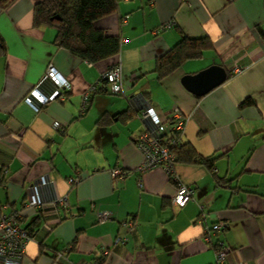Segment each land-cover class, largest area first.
<instances>
[{"label": "crops", "instance_id": "crops-1", "mask_svg": "<svg viewBox=\"0 0 264 264\" xmlns=\"http://www.w3.org/2000/svg\"><path fill=\"white\" fill-rule=\"evenodd\" d=\"M42 1L0 6L3 213L24 208L41 177L50 181L41 188L43 209L24 210L33 236L23 264H215L216 238L207 242L205 232L217 221L228 225L226 264H264V0H119L118 11L96 26L120 36L122 50L96 64L58 46L55 28L34 27ZM171 21L177 26L160 30ZM183 35L208 37L213 49L159 79L157 57ZM118 64L123 93L114 95L101 79ZM49 65L71 90L35 112L25 99ZM214 65L229 74L223 85L204 97L183 86L186 75ZM41 90L55 88L46 82ZM248 98L253 104L242 107ZM147 105L162 117L179 108L184 142L215 159L216 175L205 165H176L178 181L194 192L184 208L173 205L177 187L163 169L139 170L144 156L134 138ZM71 178L80 181L71 185ZM58 197H67L68 209L55 205ZM100 212L111 219L100 222ZM119 237L127 241L116 245Z\"/></svg>", "mask_w": 264, "mask_h": 264}, {"label": "built area", "instance_id": "built-area-1", "mask_svg": "<svg viewBox=\"0 0 264 264\" xmlns=\"http://www.w3.org/2000/svg\"><path fill=\"white\" fill-rule=\"evenodd\" d=\"M186 1V0H181ZM127 22L125 18L124 23ZM177 26L175 21L166 23L161 27V31L169 30ZM239 68H235L234 72H239ZM124 74L121 65H116L103 74L101 82H105L106 89L114 94L123 93ZM50 82L54 85L55 90L51 93H44L41 87ZM71 90V86L65 80L53 65H49L41 83L35 87L27 95L25 102L32 107L35 112H39L45 105L55 99H65L66 94ZM96 87L92 89L95 91ZM89 95L84 97V108L88 106ZM139 118L145 122L144 128L134 138V143L137 149L143 154L144 161L140 166V172L161 168L169 174L174 171L175 156L171 152V147L178 144L176 133L184 134L186 119L179 108L161 116L151 105L145 106L139 113ZM55 129H60L61 124L55 122ZM168 136L169 138H166ZM173 173V172H172ZM112 175L117 179H124L126 173L114 169ZM176 181L177 192L172 199L174 206L184 208L193 200V190L178 181ZM71 185L79 183V179L71 178L68 180ZM50 184L47 177H41L38 184L32 186V194L29 196L24 208L13 211L10 214L3 213L6 207L0 206V262L2 264H23V258L26 254V247L32 239V233L29 229L23 226L24 210L28 208L43 209L44 199L41 194V188ZM55 205L68 209L69 202L67 197H58L55 199ZM100 222H105L111 219L110 212H100L98 214ZM131 229L134 228L133 221L129 222ZM228 225L224 221H217L210 226L205 232V239L209 243L215 242V264H226L230 248L226 241L221 238L225 233ZM127 241L126 237H119L116 240V245ZM107 255V251L104 253Z\"/></svg>", "mask_w": 264, "mask_h": 264}, {"label": "trees", "instance_id": "trees-1", "mask_svg": "<svg viewBox=\"0 0 264 264\" xmlns=\"http://www.w3.org/2000/svg\"><path fill=\"white\" fill-rule=\"evenodd\" d=\"M14 1L0 0V6L8 7ZM118 6L119 0H43L35 5L33 25L36 28H55V42L58 46L84 61L96 64L118 56L122 50L120 36L111 35L96 26L98 20L115 14ZM0 45L4 46L1 38ZM212 49L213 43L208 37L190 38L183 35L173 48L157 57L155 73L159 79H163L180 69L187 61L203 58L204 53ZM101 85L104 91L109 92L105 82H101ZM251 104L253 101L248 98L241 106ZM175 136L179 145L171 147L175 156L174 171L167 173L173 183L176 184L175 167L181 163L205 165L213 175L217 174L215 159L201 156L192 145L184 142L181 133H176Z\"/></svg>", "mask_w": 264, "mask_h": 264}, {"label": "water", "instance_id": "water-1", "mask_svg": "<svg viewBox=\"0 0 264 264\" xmlns=\"http://www.w3.org/2000/svg\"><path fill=\"white\" fill-rule=\"evenodd\" d=\"M227 79V70L220 65H214L195 75H186L182 79V84L195 96L204 97L223 85Z\"/></svg>", "mask_w": 264, "mask_h": 264}]
</instances>
